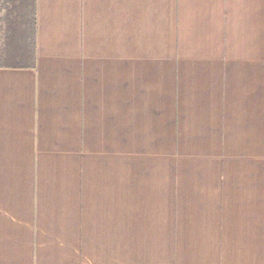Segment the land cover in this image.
Returning a JSON list of instances; mask_svg holds the SVG:
<instances>
[{
  "label": "crops",
  "instance_id": "1",
  "mask_svg": "<svg viewBox=\"0 0 264 264\" xmlns=\"http://www.w3.org/2000/svg\"><path fill=\"white\" fill-rule=\"evenodd\" d=\"M34 39L0 264H264V0H35Z\"/></svg>",
  "mask_w": 264,
  "mask_h": 264
},
{
  "label": "trees",
  "instance_id": "2",
  "mask_svg": "<svg viewBox=\"0 0 264 264\" xmlns=\"http://www.w3.org/2000/svg\"><path fill=\"white\" fill-rule=\"evenodd\" d=\"M8 1L10 9L7 18L6 46L3 53V59L5 60L3 65L16 66L26 60L34 59L35 0ZM11 61L13 64H9ZM3 65L1 64L0 67Z\"/></svg>",
  "mask_w": 264,
  "mask_h": 264
},
{
  "label": "rangeland",
  "instance_id": "3",
  "mask_svg": "<svg viewBox=\"0 0 264 264\" xmlns=\"http://www.w3.org/2000/svg\"><path fill=\"white\" fill-rule=\"evenodd\" d=\"M9 1L0 0V65L3 64V53L6 46L7 18L9 15ZM13 16V14H12Z\"/></svg>",
  "mask_w": 264,
  "mask_h": 264
}]
</instances>
